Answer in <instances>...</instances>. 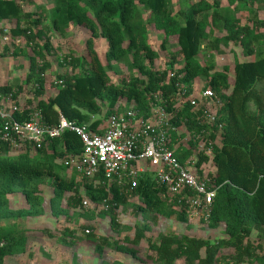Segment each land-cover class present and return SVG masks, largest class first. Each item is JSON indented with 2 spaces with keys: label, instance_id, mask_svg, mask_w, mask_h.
I'll list each match as a JSON object with an SVG mask.
<instances>
[{
  "label": "trees",
  "instance_id": "16d2710c",
  "mask_svg": "<svg viewBox=\"0 0 264 264\" xmlns=\"http://www.w3.org/2000/svg\"><path fill=\"white\" fill-rule=\"evenodd\" d=\"M49 1L53 5L46 25L42 11L26 12L19 0H0V26L8 24L9 28H3L9 31V41L21 37L26 47L5 43L0 57H27L23 85H0V94L15 98L24 85L32 93L14 117L22 121L30 113H39L41 123L50 126L63 116L101 132L112 113L133 107L147 116L150 101H157L158 96L177 129L171 136L180 162L191 153L194 136L203 134L213 144L210 175L218 188L203 223L210 230L221 227L224 237L210 240L168 232L157 241L147 239L148 254L140 258L138 245L150 229L149 220L155 222L159 216L187 222V194L172 197L149 176L138 179L133 188L103 178H80L69 161L79 159L83 145L78 135L65 130L57 137H45L39 147L20 139L15 145L0 141V264L8 256L31 255L27 232L32 227L23 221L44 215L45 201L51 214L58 216L63 212L62 201L76 209L88 200L100 205L99 214L107 215L111 229L118 230L114 211L125 207L130 197L139 198L135 209L147 221L135 228L132 237L120 241L82 227L81 237L93 244L97 257L108 248L138 264H177V260L182 264H264V247L258 241L264 235V18L259 17L260 11L264 13V0H225L226 4L222 0H179L177 11L173 0ZM244 11L247 16L236 14ZM71 25L87 30V57L73 56L71 51L59 56L56 80L48 81L44 72L49 67L45 55L50 53V34L64 35ZM151 30L160 36V51L167 50L171 39L175 41L162 70L153 66L159 53L149 41ZM100 38L107 43L105 64L93 47ZM230 44L238 45L240 57L234 52L232 66L216 67L212 52ZM202 53L207 62L199 59ZM113 62H122L127 70L118 82L108 74ZM198 80L220 102L213 106L212 121L202 108L194 109L183 100L193 93ZM127 104L131 106L126 108ZM181 125L191 135L188 144L176 142L185 135L179 130ZM207 161L206 155L199 154L196 166ZM45 189L50 190L48 196ZM11 196L23 205L11 207ZM253 232L257 233L255 240ZM63 234L72 237L74 231L65 229ZM222 248L229 252L222 253ZM112 264L120 263L114 260Z\"/></svg>",
  "mask_w": 264,
  "mask_h": 264
},
{
  "label": "rangeland",
  "instance_id": "374dc122",
  "mask_svg": "<svg viewBox=\"0 0 264 264\" xmlns=\"http://www.w3.org/2000/svg\"><path fill=\"white\" fill-rule=\"evenodd\" d=\"M195 1V0H191ZM179 0H173V10L177 11L179 9ZM19 4L24 11H42L47 19L42 18V24L48 25L50 9L52 7V2L49 0H19ZM222 4H226L225 0H222ZM44 9V11H43ZM242 16H247V12L236 13ZM259 17L264 18L263 11L259 12ZM74 25V24H72ZM70 26L69 30L64 35L50 34V53L45 55V60L49 63V67L44 72V76L48 81L56 80V75L60 70L59 56L62 57L68 54L69 51L72 52L73 56L87 57V51L85 48L84 40L88 35L87 30L79 26ZM1 28H9L8 24L3 23ZM3 28V30H4ZM3 33V31H2ZM0 34V52L5 44L3 40V34ZM150 42L155 50H158L159 57L154 61V68L156 70H162L166 67V63L169 60V55L172 52L175 41L171 39V43L166 51H160L159 42L160 36L158 33L151 30L149 32ZM12 43V47H25L23 39L19 38V43L16 46L13 41H6V44ZM93 47L102 62L104 61V51L107 49V43L104 38L95 40ZM26 50V49H25ZM236 53L240 57L239 47L237 44H230L227 47L220 45V48L213 51L214 54L213 62L216 67L221 68L224 65L232 66L233 53ZM204 53L199 56V59L207 62V57H203ZM250 59V57L243 58L240 60ZM40 61V60H39ZM38 61V62H39ZM65 66H63V71H65ZM27 73V57L23 55L11 56L8 54L5 57H0V85L8 84L10 86L18 87L23 85L24 78ZM127 73V70L122 62H113L108 69V74L114 82L120 81L121 78ZM203 81L198 80L195 82L194 89H198L204 86ZM24 89L16 94L17 97L10 98L8 101L3 97V106L8 108L10 102L23 109L26 103V99L32 96L29 86L24 85ZM50 87V86H49ZM47 87L46 95H49L51 90ZM1 103V102H0ZM131 105H126V108ZM180 132L184 131V126L180 127ZM185 134V133H184ZM188 134V132H187ZM208 161L204 163L206 169L205 172L212 174L214 168L211 162V154L205 152ZM69 174V170L65 172ZM211 176V175H210ZM48 191L45 189L44 193L48 196ZM48 193V194H47ZM86 200V199H85ZM86 207L83 205L81 208H68L65 205V201H62L61 206L63 212L59 213L58 216H53L50 212L48 202L45 201L44 215L32 219H26L23 224L28 226L30 229L27 232L29 235L28 240V252L31 255L28 256L27 253L8 256L5 258V264H112L114 260H117L120 264H138L140 262L131 260L130 258L122 255L121 253L115 252L111 249H104L101 257H97V253H94L93 244L86 241L85 237L82 235V227L89 228V231L96 233L100 236H109L115 240H122L124 236L132 237L135 228L144 225L145 218L143 215L136 211L135 205L139 204L141 201L137 197L129 198L128 203L125 207H119L114 211L117 218L119 227L118 230L111 229L109 226V217L107 215L99 214L101 210L100 205H93L89 203L88 200ZM23 202L17 197H10V206L19 207L22 206ZM96 207V208H95ZM205 214L202 210H189L186 223H180L174 219H165L159 217L155 222L149 220L148 224L150 229L147 230L145 238L139 242L138 256L144 258L148 254L146 240L151 239L152 241H157L161 234H166L168 232L175 233L177 235L187 234L189 236H195L200 238H208L210 240L223 238L222 228L219 227L216 230H210L206 228L203 223ZM204 219V220H203ZM35 228H41L42 230L37 231ZM65 229L74 231V235L69 237L64 235ZM90 232V233H91ZM87 233V232H85ZM257 233L253 232L252 239H257ZM264 247V235L261 240H258ZM222 253L227 254L229 252L227 249L222 248ZM177 264H182L181 260L176 261ZM142 264H150L149 261H145ZM247 264V263H242Z\"/></svg>",
  "mask_w": 264,
  "mask_h": 264
},
{
  "label": "built area",
  "instance_id": "2783aa9c",
  "mask_svg": "<svg viewBox=\"0 0 264 264\" xmlns=\"http://www.w3.org/2000/svg\"><path fill=\"white\" fill-rule=\"evenodd\" d=\"M8 29L3 30V40L9 41ZM13 43L17 46L19 39ZM61 83V81H59ZM11 94H0V141L15 145L17 140H25L39 147L45 137H57L65 130L79 136L83 151L77 160H70L69 166L80 178L96 181L110 180L120 186L135 187L138 179L149 176L156 184L165 187L166 194L182 196L187 194L185 202L189 210H202L207 216L218 186L214 185L202 162L199 167L198 155L212 154L213 144L203 134L194 136L191 153L183 162L174 154L171 133L177 129L171 123V114L167 112L162 99L150 101L147 116H142L133 107L122 112L110 114L101 132L88 129L87 125H77L63 116L54 125H43L39 113H30L29 118L18 120L14 114L19 107L12 101L6 108L2 105ZM156 98V95L153 96ZM194 108H202L203 114L210 121L214 119L213 106H219L214 92L205 87L194 89L193 93L183 99ZM183 126V125H181ZM177 138V143L186 144L191 135ZM86 207L87 201H83ZM88 232V230H85Z\"/></svg>",
  "mask_w": 264,
  "mask_h": 264
},
{
  "label": "crops",
  "instance_id": "0c3cea01",
  "mask_svg": "<svg viewBox=\"0 0 264 264\" xmlns=\"http://www.w3.org/2000/svg\"><path fill=\"white\" fill-rule=\"evenodd\" d=\"M105 125V124H104Z\"/></svg>",
  "mask_w": 264,
  "mask_h": 264
}]
</instances>
